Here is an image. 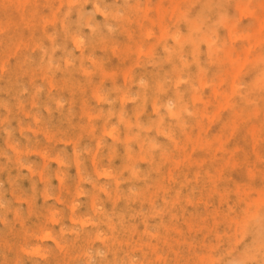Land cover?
<instances>
[{
	"label": "rangeland",
	"instance_id": "374dc122",
	"mask_svg": "<svg viewBox=\"0 0 264 264\" xmlns=\"http://www.w3.org/2000/svg\"><path fill=\"white\" fill-rule=\"evenodd\" d=\"M0 264H264V0H0Z\"/></svg>",
	"mask_w": 264,
	"mask_h": 264
},
{
	"label": "bare ground",
	"instance_id": "6f19581e",
	"mask_svg": "<svg viewBox=\"0 0 264 264\" xmlns=\"http://www.w3.org/2000/svg\"><path fill=\"white\" fill-rule=\"evenodd\" d=\"M159 82V84H160V81H158ZM176 84V83H175ZM176 86H177V84H176ZM146 98V97H145ZM172 110V109H171ZM170 115H171V113H170ZM121 119V118H120ZM255 150H256V148H255Z\"/></svg>",
	"mask_w": 264,
	"mask_h": 264
}]
</instances>
